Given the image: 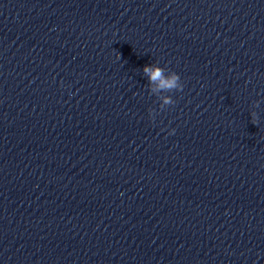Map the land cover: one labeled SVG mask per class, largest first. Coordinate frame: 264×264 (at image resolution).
Instances as JSON below:
<instances>
[{"label":"clouds","instance_id":"clouds-1","mask_svg":"<svg viewBox=\"0 0 264 264\" xmlns=\"http://www.w3.org/2000/svg\"><path fill=\"white\" fill-rule=\"evenodd\" d=\"M144 74L149 78V85L155 84L157 87L152 88L151 91L155 92L157 89H162L167 92H180L183 91L184 84L181 81V77L179 74H177L174 71H171L169 76H165L164 68L157 65H145L143 68ZM163 103L166 105H174L175 101L172 99V97H164ZM149 116L151 119H155V116L149 112ZM252 117V123L255 124L257 120V113L253 112L251 113ZM175 130H171L169 132V135L173 134Z\"/></svg>","mask_w":264,"mask_h":264}]
</instances>
